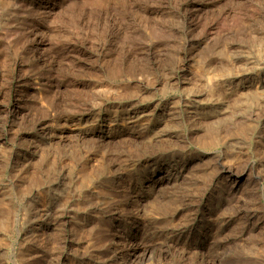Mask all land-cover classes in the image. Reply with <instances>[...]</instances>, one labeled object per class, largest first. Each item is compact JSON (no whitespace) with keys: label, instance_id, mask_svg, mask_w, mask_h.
<instances>
[{"label":"rangeland","instance_id":"374dc122","mask_svg":"<svg viewBox=\"0 0 264 264\" xmlns=\"http://www.w3.org/2000/svg\"><path fill=\"white\" fill-rule=\"evenodd\" d=\"M0 264H264V0H0Z\"/></svg>","mask_w":264,"mask_h":264},{"label":"bare ground","instance_id":"6f19581e","mask_svg":"<svg viewBox=\"0 0 264 264\" xmlns=\"http://www.w3.org/2000/svg\"><path fill=\"white\" fill-rule=\"evenodd\" d=\"M213 73H214V72H213ZM214 75H215V74H214ZM212 80H213V79H212ZM209 94H210V93H209ZM209 129H210V128H209ZM210 131H211V130H210ZM208 132H209V131H208ZM208 132H207V133H208ZM203 133H204V132H203Z\"/></svg>","mask_w":264,"mask_h":264}]
</instances>
